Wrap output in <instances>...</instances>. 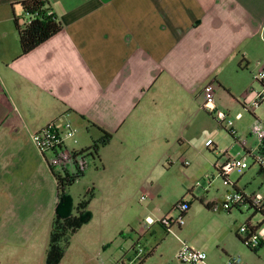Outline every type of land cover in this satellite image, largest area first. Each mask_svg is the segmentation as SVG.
I'll use <instances>...</instances> for the list:
<instances>
[{
  "label": "crops",
  "instance_id": "0c3cea01",
  "mask_svg": "<svg viewBox=\"0 0 264 264\" xmlns=\"http://www.w3.org/2000/svg\"><path fill=\"white\" fill-rule=\"evenodd\" d=\"M22 1L0 0V251L21 236L29 242L40 219L52 224L60 171L35 149L34 132L69 124L76 143L65 145L79 152L101 128L112 138L100 164L114 156L156 166L193 131L205 86L216 110L217 99L242 108L261 89L253 75L264 70V0H47L62 30L25 55L13 24ZM237 138L243 152L256 144L249 132ZM157 252L129 264H176Z\"/></svg>",
  "mask_w": 264,
  "mask_h": 264
},
{
  "label": "rangeland",
  "instance_id": "374dc122",
  "mask_svg": "<svg viewBox=\"0 0 264 264\" xmlns=\"http://www.w3.org/2000/svg\"><path fill=\"white\" fill-rule=\"evenodd\" d=\"M253 83L259 90V85L254 80ZM216 102L219 108L215 114L201 111L186 140L168 147L156 166H145L132 158L128 163L127 159L111 156L102 164L97 158H86L84 176L71 185L67 194L73 207L92 189L93 199L88 207L91 220L71 238L60 264H129L135 249L144 254L158 250L163 261L172 258L178 264L175 255L183 243L205 253L207 264H226L232 257H239L241 264H264V244L254 252L235 235L240 227L250 223L259 225L256 233L262 239L264 217L260 213L247 206L229 213L213 212L199 202L222 200L232 191V185L248 193L264 194V172L256 166L242 173H230L228 186L220 177L217 166L243 155L237 137L250 131L255 118L240 104L229 105L227 100L221 103L218 99ZM236 112H241L240 119L234 118ZM254 112L264 124V102ZM220 113L233 120L236 137L219 125ZM207 140L213 143L210 148L205 147ZM181 200L189 205L182 228L174 226L167 233L157 222L144 227L147 216L176 221L179 212L173 207ZM42 222L40 219L29 242L25 243L27 238L21 236L15 239L16 243L5 246L0 251V264H44L51 223ZM141 230L145 233L139 235ZM158 262L157 257L148 264Z\"/></svg>",
  "mask_w": 264,
  "mask_h": 264
},
{
  "label": "built area",
  "instance_id": "2783aa9c",
  "mask_svg": "<svg viewBox=\"0 0 264 264\" xmlns=\"http://www.w3.org/2000/svg\"><path fill=\"white\" fill-rule=\"evenodd\" d=\"M253 80L260 85L261 89L254 94V99L252 101H244L242 107L255 116L254 111L264 102V70H258L253 75ZM203 94L205 101L202 105V109L211 115L215 114L216 109L214 107L213 87L211 85L205 86L203 88ZM235 118L240 119L241 114L236 115ZM218 123L220 126L224 127L230 135L236 137V132L233 129V120H231L228 115L220 113ZM249 133L256 140L254 148L244 152L243 155L237 159L227 160L225 163L217 166L219 175L227 186L229 185L228 175L232 172L242 173L251 168V166H256L259 170L264 171V124L258 119H255L254 124L250 127ZM75 134V128L69 124H66L64 130L60 131L54 123H50L39 131L31 134L30 140L41 155H49L48 166L58 169L61 172L68 171V169L71 168V172H74L75 170H82L87 166L85 156L74 155L76 152L69 150L65 145L66 140H73V142L76 143L74 139ZM240 143L245 145V140ZM211 145H213V143L210 140L205 143L206 147H210ZM185 163L188 165L187 162ZM197 185L199 184L197 183L196 186ZM233 187L232 185V191L227 192L221 201L214 203L212 207L213 212L224 211L229 213L237 208L240 210L247 206L264 217L263 196L259 194L248 196L235 190ZM188 209L189 205L186 202H179L176 204V210L179 212V217L176 221L162 218L158 222L167 228L168 232H171L174 226L181 228L184 225L185 216H183V214L187 213ZM153 224L154 222L152 220L147 219L144 227L148 228ZM254 229L255 228L249 225L240 227L238 235L246 247L257 250L264 239H261ZM134 252L135 260L139 262L146 256L141 249H135ZM176 260L180 264H207L205 253L192 249L184 243L176 255ZM226 264H241V260L239 257L228 258Z\"/></svg>",
  "mask_w": 264,
  "mask_h": 264
},
{
  "label": "trees",
  "instance_id": "16d2710c",
  "mask_svg": "<svg viewBox=\"0 0 264 264\" xmlns=\"http://www.w3.org/2000/svg\"><path fill=\"white\" fill-rule=\"evenodd\" d=\"M19 6L21 7L23 18L19 19L14 17L13 24L18 37L21 54L25 55L58 34L62 30V24L57 15L52 11L47 0H24L19 3ZM253 117L255 118L254 115ZM98 130L101 132V138L93 141L89 148L76 152L74 155L85 156V159L88 156L92 158L98 156V151L102 147L108 145L112 138V135L105 130L101 128H98ZM50 169L54 168L50 167ZM85 169L86 168L75 170L74 172L60 171L61 174H54L57 191L56 205L49 233L48 245L45 251L44 264H60L65 256L71 238L91 219L87 207L93 199L92 189L86 192L75 209L72 207V203L67 194V188L83 176ZM216 169L219 171L217 167ZM259 172L264 171L259 170ZM182 201L183 200L180 202ZM199 202L210 211H212V207L215 203L204 202L201 199ZM173 209L176 210V205H174ZM73 210H75V214H73ZM236 210L239 211L238 208ZM185 215L186 213L183 214V216ZM157 223L169 233L167 228L160 222ZM257 230L258 228L256 227L254 231ZM235 235L244 244L238 235V231ZM250 250L254 252L257 251Z\"/></svg>",
  "mask_w": 264,
  "mask_h": 264
}]
</instances>
